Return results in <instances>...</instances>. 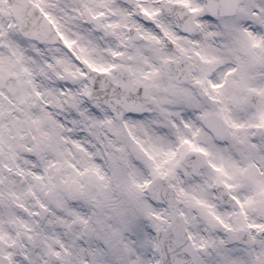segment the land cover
I'll return each mask as SVG.
<instances>
[{
  "label": "snow or ice",
  "instance_id": "6c2138e0",
  "mask_svg": "<svg viewBox=\"0 0 264 264\" xmlns=\"http://www.w3.org/2000/svg\"><path fill=\"white\" fill-rule=\"evenodd\" d=\"M0 264H264V0H0Z\"/></svg>",
  "mask_w": 264,
  "mask_h": 264
}]
</instances>
